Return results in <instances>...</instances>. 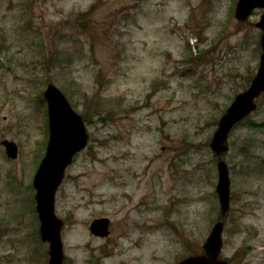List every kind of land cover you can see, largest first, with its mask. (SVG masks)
I'll list each match as a JSON object with an SVG mask.
<instances>
[{
  "label": "rangeland",
  "instance_id": "obj_1",
  "mask_svg": "<svg viewBox=\"0 0 264 264\" xmlns=\"http://www.w3.org/2000/svg\"><path fill=\"white\" fill-rule=\"evenodd\" d=\"M238 0H0V264H48L32 180L53 84L89 138L54 213L64 264H179L217 222L209 145L255 76L264 10ZM229 135L230 211L218 259L264 264V94ZM18 148L15 160L1 143ZM110 221L106 239L92 221Z\"/></svg>",
  "mask_w": 264,
  "mask_h": 264
},
{
  "label": "water",
  "instance_id": "obj_2",
  "mask_svg": "<svg viewBox=\"0 0 264 264\" xmlns=\"http://www.w3.org/2000/svg\"><path fill=\"white\" fill-rule=\"evenodd\" d=\"M255 9H264V0H238L234 16L237 21L245 22ZM256 27L261 30L262 50L258 71L249 88L234 98L226 113L220 118L210 143V149L217 160L218 182L215 191L219 200V221L212 228L203 246L205 255L189 257L180 264H227L218 261L222 247L221 234L230 203L228 169L222 156L228 151L229 133L235 125L255 110V100L264 93V15L261 16ZM44 99L47 101L48 108L49 140L45 155L34 176L33 187L36 191L40 239L49 246L48 264H63L64 254L60 237L63 223L54 213L55 194L74 156L87 146L88 136L82 118L71 109L57 88L48 85L44 92ZM2 145L6 156L12 160L16 159V145L8 141H4ZM108 229L107 219L95 220L90 225L91 234L99 238L108 237Z\"/></svg>",
  "mask_w": 264,
  "mask_h": 264
}]
</instances>
